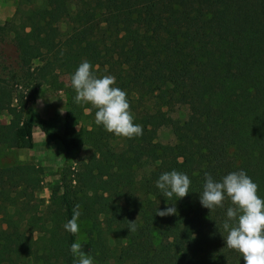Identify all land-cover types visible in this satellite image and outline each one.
<instances>
[{
	"label": "trees",
	"instance_id": "16d2710c",
	"mask_svg": "<svg viewBox=\"0 0 264 264\" xmlns=\"http://www.w3.org/2000/svg\"><path fill=\"white\" fill-rule=\"evenodd\" d=\"M17 15L0 25V121L9 117L0 124V149L33 148L26 104L40 85L62 87V77V129L41 122L40 132L65 155L105 149L80 160L82 170H63L42 208L34 203L43 204L34 197L41 168H0L3 221L24 226L12 249L0 240V264H74L69 246L77 236L63 225L76 204L79 220L90 224L89 243L112 237L101 264H244L223 239L230 202L210 211L199 193L205 172L219 179L244 170L264 198V0H42ZM49 17L65 26L56 42L48 37ZM7 42L16 50L14 67L1 57ZM83 60L98 77L116 78L134 123L142 126L140 137L104 131L95 124L96 109L74 102L71 75ZM178 106L188 110L183 121L170 116ZM85 119L88 127L80 125ZM161 129L169 130L172 144L158 141ZM172 170L191 180L190 193L177 201L155 187L159 175ZM171 204L176 214L155 215Z\"/></svg>",
	"mask_w": 264,
	"mask_h": 264
},
{
	"label": "clouds",
	"instance_id": "9594fccd",
	"mask_svg": "<svg viewBox=\"0 0 264 264\" xmlns=\"http://www.w3.org/2000/svg\"><path fill=\"white\" fill-rule=\"evenodd\" d=\"M116 85L112 75L97 76L94 66L83 60L71 75V87L77 104H90L95 111V124L114 136L132 139L143 134L142 126L134 123L127 93ZM191 180L187 174L176 170L163 172L155 181L162 197L187 196ZM230 206L225 211L223 237L228 249L240 254L244 264H264V198L258 195V185L244 170L229 172L219 179L205 172L199 202L210 211L223 209L225 201ZM167 206L157 209L160 217L176 214V208ZM80 205L72 208V216L63 228L74 237L79 232ZM135 222V221H134ZM129 222V231H135V223ZM74 264H93L92 256L83 250V245L73 241L69 246Z\"/></svg>",
	"mask_w": 264,
	"mask_h": 264
},
{
	"label": "rangeland",
	"instance_id": "374dc122",
	"mask_svg": "<svg viewBox=\"0 0 264 264\" xmlns=\"http://www.w3.org/2000/svg\"><path fill=\"white\" fill-rule=\"evenodd\" d=\"M41 2L42 0H37L32 6H24L19 4L16 0H0V25L4 22L17 20L19 11H26L33 7H39ZM47 24L49 39L53 42L61 39V36H63L65 32L63 22L49 17ZM16 56V50L12 43L7 42L1 46V57L6 66L14 67ZM33 64L34 66H38L39 62L35 61ZM61 80L63 81V85L57 89L45 84L37 87L35 90V99L26 104L24 116L33 126V148L30 150L0 149V168L31 164L42 169L41 189L34 194L37 200L43 202V204L39 201L34 202L35 204H39L40 208L48 204L50 186L58 183L59 176L63 170H69L73 173L82 170L80 160L85 161L93 153L96 156H100V153L105 149L104 145L100 146L97 150L84 147L78 151H72L70 154L65 155L59 142L47 141L43 133L40 132L39 124L41 122L45 123L50 129L57 131H61L62 129V122L66 111V95L64 90L67 80L66 77H62ZM32 87L33 83L23 90L22 95L24 96V101L29 99V92L32 91ZM84 113L88 114V110H85ZM187 114L188 110L185 106H178L173 109L170 116L175 120L183 121L186 119ZM8 120L9 117L4 114L0 124L4 125ZM80 125L88 127L89 121L85 119ZM158 141L162 144L173 143L172 135L168 129H161L158 132ZM84 177L87 180H91L94 175L90 170H86L84 172ZM78 225L79 232L76 234L77 242L81 243L83 245V250L92 256L93 264H101L106 247L109 249L113 247L112 237L105 235L104 241L95 240L94 243L91 244L89 243L88 237L90 224L78 220ZM23 230V225L17 229L15 226H9L4 223L3 215L0 212V240L5 242L9 249L14 247L16 236ZM33 236L35 237L36 235Z\"/></svg>",
	"mask_w": 264,
	"mask_h": 264
}]
</instances>
